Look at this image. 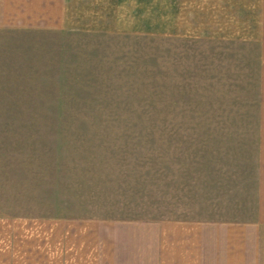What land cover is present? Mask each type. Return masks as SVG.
Masks as SVG:
<instances>
[{
    "label": "rangeland",
    "instance_id": "rangeland-1",
    "mask_svg": "<svg viewBox=\"0 0 264 264\" xmlns=\"http://www.w3.org/2000/svg\"><path fill=\"white\" fill-rule=\"evenodd\" d=\"M252 9L249 40L232 36L235 23L185 37L162 21L155 33L66 28L36 7H0V215L255 217Z\"/></svg>",
    "mask_w": 264,
    "mask_h": 264
},
{
    "label": "crops",
    "instance_id": "crops-1",
    "mask_svg": "<svg viewBox=\"0 0 264 264\" xmlns=\"http://www.w3.org/2000/svg\"><path fill=\"white\" fill-rule=\"evenodd\" d=\"M0 7H36L41 22L52 14L66 28L81 24L102 31L155 33L156 22L162 21L178 24L169 32L185 37L223 34L227 23H235L232 36L240 38L241 23H251L252 8H259L262 108L255 217L0 215V264H264V0H0ZM241 8L250 12L247 20L238 18ZM250 34L243 39L252 40Z\"/></svg>",
    "mask_w": 264,
    "mask_h": 264
},
{
    "label": "trees",
    "instance_id": "trees-1",
    "mask_svg": "<svg viewBox=\"0 0 264 264\" xmlns=\"http://www.w3.org/2000/svg\"><path fill=\"white\" fill-rule=\"evenodd\" d=\"M52 136H55L56 134L51 133Z\"/></svg>",
    "mask_w": 264,
    "mask_h": 264
}]
</instances>
